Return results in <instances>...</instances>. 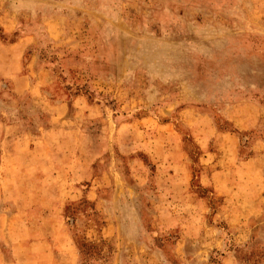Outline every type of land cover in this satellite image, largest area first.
I'll list each match as a JSON object with an SVG mask.
<instances>
[{
	"label": "rangeland",
	"instance_id": "obj_1",
	"mask_svg": "<svg viewBox=\"0 0 264 264\" xmlns=\"http://www.w3.org/2000/svg\"><path fill=\"white\" fill-rule=\"evenodd\" d=\"M0 47V261L264 264V0H0Z\"/></svg>",
	"mask_w": 264,
	"mask_h": 264
},
{
	"label": "crops",
	"instance_id": "obj_2",
	"mask_svg": "<svg viewBox=\"0 0 264 264\" xmlns=\"http://www.w3.org/2000/svg\"><path fill=\"white\" fill-rule=\"evenodd\" d=\"M15 46H16V45H15ZM11 48H13V47H0L1 50H2V49H8V50H10ZM43 259L46 260V257H43ZM0 264H9V263H6V262H3V261H0Z\"/></svg>",
	"mask_w": 264,
	"mask_h": 264
}]
</instances>
